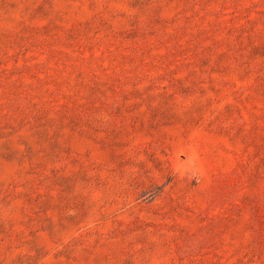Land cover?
Returning a JSON list of instances; mask_svg holds the SVG:
<instances>
[{
  "label": "rangeland",
  "instance_id": "1",
  "mask_svg": "<svg viewBox=\"0 0 264 264\" xmlns=\"http://www.w3.org/2000/svg\"><path fill=\"white\" fill-rule=\"evenodd\" d=\"M0 264H264V0H0Z\"/></svg>",
  "mask_w": 264,
  "mask_h": 264
}]
</instances>
